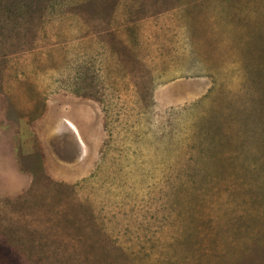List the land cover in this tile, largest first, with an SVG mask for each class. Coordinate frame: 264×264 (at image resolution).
<instances>
[{
  "label": "rangeland",
  "instance_id": "obj_1",
  "mask_svg": "<svg viewBox=\"0 0 264 264\" xmlns=\"http://www.w3.org/2000/svg\"><path fill=\"white\" fill-rule=\"evenodd\" d=\"M0 264H264V0H0Z\"/></svg>",
  "mask_w": 264,
  "mask_h": 264
},
{
  "label": "bare ground",
  "instance_id": "obj_2",
  "mask_svg": "<svg viewBox=\"0 0 264 264\" xmlns=\"http://www.w3.org/2000/svg\"><path fill=\"white\" fill-rule=\"evenodd\" d=\"M72 127V126H71Z\"/></svg>",
  "mask_w": 264,
  "mask_h": 264
}]
</instances>
